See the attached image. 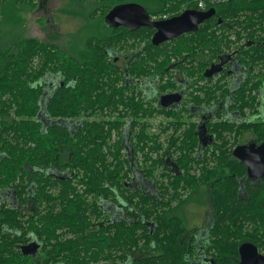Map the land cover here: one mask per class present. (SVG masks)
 <instances>
[{
  "label": "trees",
  "instance_id": "trees-1",
  "mask_svg": "<svg viewBox=\"0 0 264 264\" xmlns=\"http://www.w3.org/2000/svg\"><path fill=\"white\" fill-rule=\"evenodd\" d=\"M33 1L0 0V28L9 18L14 25V7L26 10ZM224 1L154 0L153 15L180 14L174 2H189L190 10L203 4L216 15L170 49L150 45L143 62L135 60L129 72L133 79L160 83L164 93L171 87L162 84L164 78L191 59L185 71L197 89L190 102L194 108L219 104L228 93L227 75L215 84L203 72L232 46L237 49L246 77L230 103L240 122L209 123L216 140L205 151L199 150L198 125L184 121L183 110L130 96L127 79L114 83L115 74L105 73L100 57L92 70L86 54L60 58L73 86L59 89L42 106L40 82L46 62L54 61L48 53L55 55V49L39 38L8 39L0 29V193L10 190L17 200L16 206L0 205V264H32L19 251L30 231L51 247L53 264H194L197 231L189 230L180 213L199 203L196 196L205 187L213 210L209 250L215 264H237L245 241L262 242L264 250V178L243 185L247 168L233 157L247 133L252 141L264 142V120L244 121L247 113H258L264 88V0ZM43 108L44 117L55 123L46 126L38 118ZM159 116L169 122L151 134V120ZM78 119L76 129L65 124ZM127 122L128 133L133 126L129 155L122 145ZM161 135L169 136L166 147ZM113 136H118L114 142ZM134 167L148 179L160 173L157 193L129 188ZM196 170L199 174H193ZM30 190L33 215L24 199Z\"/></svg>",
  "mask_w": 264,
  "mask_h": 264
},
{
  "label": "flooded vegetation",
  "instance_id": "flooded-vegetation-1",
  "mask_svg": "<svg viewBox=\"0 0 264 264\" xmlns=\"http://www.w3.org/2000/svg\"><path fill=\"white\" fill-rule=\"evenodd\" d=\"M112 1H117L119 3L112 4ZM148 2L149 3L147 4L144 2V0H69V2H67L68 4L66 8V11L68 13H65L66 17L74 20V24L75 26H77L76 32H71L70 34L63 37V34L60 33L61 25L56 22L55 18L53 17V19L47 20L49 29L44 37L29 36V38L41 39L43 42L53 47L55 49L54 52H56L55 55L48 53L49 57L54 61L46 62V70L48 71L40 82L41 89L43 90L41 104L42 106H46L59 89L64 88L65 86L67 88H71L73 86V82L69 81L70 77H67V75L71 73L63 71V62L60 58L78 59L86 54V56L90 58V61L92 63V70L95 67L93 65L94 59L96 57H100L104 65L107 67L105 73L115 74V76L112 78V81H114V83H116L118 77L127 79V83L125 84V86L126 88L131 89L129 94L130 96L137 95L142 99H156L158 100L157 104L163 109H177V112L183 110V120L196 123L198 125L197 135L200 143L199 150L205 151L206 149H211L216 139L213 134L209 133V130L207 128V125L209 123H217L221 121L235 122V120L240 122V117L239 115H237V111L232 109V105L230 103L234 91H236L238 86L242 81H244L246 77L245 69L240 65L235 57L237 49L232 46L230 51H225V53H222L218 60H215L213 63H211L203 72L205 80L207 81L208 79L212 78L215 84L221 79L223 75H227L225 81L228 85V93L226 98H224L223 101L219 102V104L212 103L208 106H199L194 108L193 104L190 102L192 94L194 93L195 89H197V86H193L195 78L189 77L185 71L186 68L191 67V59L184 61V65H179L176 68L172 69L171 74L164 78L162 84L170 83L171 85V87L164 93L161 92L159 88L160 83H154V81L150 79H133L129 77V72L133 68L135 60H138V62H143L144 57L146 56V54H148L150 45L153 47H163L170 49L177 41L181 39H187L191 34L197 33L203 26L207 24L208 21H210L216 15L215 12L212 18L200 24L196 32L184 33L173 39L164 41L159 45H155L152 42L155 34L157 33L156 28L138 27L132 29L123 24L118 25L116 22L110 21L108 19V15L112 10L124 5H137L139 7H142L148 14L150 22L152 23L170 20L190 10L188 9L187 5V3L189 2L185 4L174 2L173 4L179 5L182 8V12L180 14L153 15L157 7L153 5L154 0H148ZM218 2L220 3L225 1L218 0ZM52 4H59V0H34L32 4L28 6L30 8H27L26 10L30 13H32L34 10H37V16H45L47 12H49L48 7H52ZM62 5L63 3L60 2L59 8ZM152 7H155V10L152 9ZM151 10L153 14L151 13ZM191 11L206 12V7L203 4H200L199 10L191 9ZM71 15L74 17H70ZM51 22L52 24L50 26ZM132 27H134V25H132ZM169 53H171V50L168 52V54ZM206 59L208 58L206 57ZM181 62L183 61L181 60ZM159 80L160 78L158 77L157 81ZM195 94L197 95L199 93L195 92ZM221 94L222 91H219L218 96L220 97ZM258 94L259 100L261 102L258 113L255 115H250L247 113L244 121L254 122L264 117V88ZM166 95H177L180 97V101L174 103L169 107H163V105L161 104V99ZM218 105L220 106L219 110L216 109ZM187 109H189L190 112H188ZM44 112L45 108H43V111L38 116V118H40L46 126H49L51 123H55L51 119L44 117ZM153 119H158L159 127L160 124H166L167 122H169V119H167L165 116H159ZM80 121V119L70 120L65 124L69 126L70 129H76L81 125ZM128 130L129 129L127 122L123 128L124 138L122 142L124 152L127 155H129L131 151L129 145L133 126L130 127L129 133ZM168 137L169 136L166 135L164 142H161L160 138V142L165 147L168 143ZM117 138L118 136H113V142ZM252 140L253 139L251 133H247L246 135H244L242 143L237 145L234 150L239 146L247 145L251 142L257 143L256 141ZM262 143L263 142L257 144L260 145ZM235 159L238 160L237 158ZM244 165L246 166V164ZM195 173L199 174V170H196L193 174ZM260 180L262 179L251 180L245 177L241 182L243 185H246L247 181H251L252 183H254ZM162 181L163 178L160 174H158V177L155 179H148L144 176L143 172L140 169L134 167L133 173L131 174L130 180L128 182V186L130 189H134L136 191L155 194L153 193L154 190H147L146 186L152 185L155 188L157 184L161 185ZM204 189H206V187ZM33 193L34 192L30 190L29 194L24 198L26 201H28L26 206L28 208L27 213L29 215H33L34 213L31 207L32 202L35 199V195H33ZM208 197L210 201L209 192ZM2 204H6L8 206L17 205V200L15 199L14 195L10 194V190H4L0 193V205ZM192 205H194L193 208L191 207ZM40 208L43 209L44 207L42 206L37 208L36 212ZM202 208L203 206H201V208L199 207V203H190L184 211L186 216L183 218L186 219V222H191V224L187 223L188 228L191 232L194 230L197 231L193 234V239L196 241L198 246H200V249L199 252L196 253V256L193 257L194 259L197 258L194 264H215L213 257L211 256L212 252L209 250L213 210L211 212V210L208 209V206L204 207V209ZM186 212H190L191 216L187 215ZM8 232L11 233L12 231L8 230ZM257 237L259 238L260 235H258ZM27 239V243L19 245V251L24 257L29 258V261L32 264H53L55 260H49L51 247H49L47 243L38 239L32 231L27 234ZM237 240L238 242H240L239 239ZM261 243L255 244L251 241L240 243L238 248L237 264L242 263L240 251L241 247L245 244H250L256 247L258 254L264 257V250L260 246ZM24 248L26 249L24 250ZM34 248H36V250H34ZM58 258H61V256ZM57 264H63L62 260L58 261Z\"/></svg>",
  "mask_w": 264,
  "mask_h": 264
},
{
  "label": "water",
  "instance_id": "water-1",
  "mask_svg": "<svg viewBox=\"0 0 264 264\" xmlns=\"http://www.w3.org/2000/svg\"><path fill=\"white\" fill-rule=\"evenodd\" d=\"M214 14V9L206 12L188 10L182 15L170 20L152 23L142 7L137 5H124L112 10L108 15V19L116 22L118 25L123 24L132 29L138 27L156 28L157 33L152 42L155 45H159L164 41L173 39L184 33L196 32L199 25L212 18ZM179 101L180 97L177 95H166L162 97L161 104L163 107H169ZM233 155L243 164H246V178L251 180L264 178V142L260 145L251 142L250 144L239 146L234 150ZM240 254L241 264H264V257L258 254L257 248L253 245H243Z\"/></svg>",
  "mask_w": 264,
  "mask_h": 264
},
{
  "label": "rangeland",
  "instance_id": "rangeland-1",
  "mask_svg": "<svg viewBox=\"0 0 264 264\" xmlns=\"http://www.w3.org/2000/svg\"><path fill=\"white\" fill-rule=\"evenodd\" d=\"M60 2L63 3V5L59 8ZM67 2L69 0H59V4H52V7H48L47 16H37V10H34L32 13H30L27 10H20L17 7H14L13 13L17 18L14 19V25H12L13 19L9 18L7 23L4 25H1V32L6 36V38L11 40H16L19 38V36L22 37H29V36H37V37H44L46 32L48 31L49 27L47 25V20L55 18L56 22H58L61 25V34H63V37L65 35L70 34L71 32H76L77 26L74 24V20L69 19V17H66V8H67ZM68 13V12H67ZM63 15V16H62ZM74 17V16H70ZM55 23V22H54ZM52 22L50 23L51 26ZM15 27L16 29H13ZM51 30V29H50ZM20 39V38H19ZM260 120H264V117ZM160 123V122H159ZM152 128L150 130L151 134H158L160 132V127L158 124V119H152L151 120ZM157 126V128H156ZM155 127V128H154ZM154 128V129H153ZM166 138V135H161V142H164ZM142 160V159H140ZM159 172H154V175H156V178L158 177ZM147 190H154L153 193H157L156 189L152 185L146 186ZM195 199V196L193 200ZM199 202V207L208 206V209L212 212V204L209 201L208 192L206 189L200 190V194H197L196 201ZM204 200V201H202ZM193 204L196 202L193 201ZM192 208L194 205L191 206ZM183 217H185V212L180 213ZM187 215L191 216L190 212H186ZM188 224H191L190 221L187 222ZM201 226V225H200Z\"/></svg>",
  "mask_w": 264,
  "mask_h": 264
}]
</instances>
